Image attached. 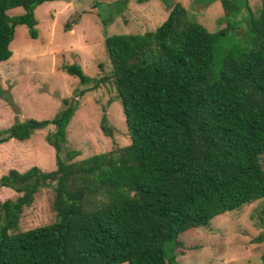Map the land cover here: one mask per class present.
<instances>
[{"label": "trees", "instance_id": "16d2710c", "mask_svg": "<svg viewBox=\"0 0 264 264\" xmlns=\"http://www.w3.org/2000/svg\"><path fill=\"white\" fill-rule=\"evenodd\" d=\"M53 1L0 0V62L17 26L37 39L34 11ZM161 1L167 16L154 30L104 36L100 77L62 66L85 88L60 98L51 119H15L0 130L1 144L52 126L44 139L55 165L0 176V187L17 193L0 201V264H176L180 234L264 199V3L254 14L246 0H193L220 3L225 25L208 31L179 3ZM15 8L23 12L7 14ZM102 85L114 89L107 104L119 102L129 143L75 160L65 145L75 97ZM99 128L112 137L105 112ZM49 186L54 221L18 231L23 208Z\"/></svg>", "mask_w": 264, "mask_h": 264}, {"label": "rangeland", "instance_id": "374dc122", "mask_svg": "<svg viewBox=\"0 0 264 264\" xmlns=\"http://www.w3.org/2000/svg\"><path fill=\"white\" fill-rule=\"evenodd\" d=\"M120 1L45 2L34 11L38 22L37 39L28 37L25 26L15 28L9 44L12 54L8 60L0 62V130L8 128L15 119H51L60 109V98H71L75 90L85 88L76 77L62 70L63 65L75 63L87 76L98 78L108 70L105 35L152 31L167 16L161 0L141 3L126 0L122 11ZM169 1L182 5L188 15L208 31L225 25L219 22L223 10L217 1L209 5L193 0ZM246 1L254 14L264 3V0ZM22 12L21 8H15L7 14L14 16ZM78 15V24L64 32L65 22ZM104 19L110 22L103 25ZM113 95L112 86L102 85L75 97L78 106L65 135L67 148L78 151L75 160L129 143L119 102L107 104ZM103 112L113 129L112 137L103 135L99 128ZM51 130L52 126L37 130L24 142L10 139L1 143L0 176L9 169L23 172L32 166L44 172L54 170V150L44 139ZM262 167L264 170V156ZM16 196L12 189L0 187V201ZM52 201L50 186L39 189L32 203L23 208L17 230L25 231L53 222ZM258 214L263 224L257 221ZM177 242L173 249L176 264H264V199L217 216L206 227L182 233Z\"/></svg>", "mask_w": 264, "mask_h": 264}]
</instances>
